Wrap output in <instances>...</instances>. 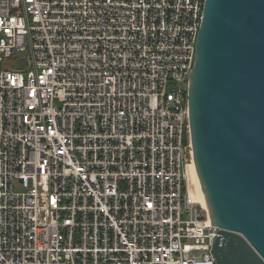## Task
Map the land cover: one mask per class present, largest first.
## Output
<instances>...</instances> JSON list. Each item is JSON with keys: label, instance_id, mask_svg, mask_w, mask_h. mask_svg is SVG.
Wrapping results in <instances>:
<instances>
[{"label": "built area", "instance_id": "obj_1", "mask_svg": "<svg viewBox=\"0 0 264 264\" xmlns=\"http://www.w3.org/2000/svg\"><path fill=\"white\" fill-rule=\"evenodd\" d=\"M205 0H0V264H216L188 79Z\"/></svg>", "mask_w": 264, "mask_h": 264}, {"label": "water", "instance_id": "obj_2", "mask_svg": "<svg viewBox=\"0 0 264 264\" xmlns=\"http://www.w3.org/2000/svg\"><path fill=\"white\" fill-rule=\"evenodd\" d=\"M187 99L215 263L264 264V0L204 1Z\"/></svg>", "mask_w": 264, "mask_h": 264}, {"label": "bare ground", "instance_id": "obj_3", "mask_svg": "<svg viewBox=\"0 0 264 264\" xmlns=\"http://www.w3.org/2000/svg\"><path fill=\"white\" fill-rule=\"evenodd\" d=\"M187 176H188V179H189L191 191L193 192V196L198 195V193H199L200 196H201V200H199V204L203 208L206 209L205 203H204V198H203V195L201 193V189H200V186H199L196 174H195L193 163L188 167Z\"/></svg>", "mask_w": 264, "mask_h": 264}, {"label": "rangeland", "instance_id": "obj_4", "mask_svg": "<svg viewBox=\"0 0 264 264\" xmlns=\"http://www.w3.org/2000/svg\"><path fill=\"white\" fill-rule=\"evenodd\" d=\"M6 64H7V62L2 63V67H0V68H1V69H2V68L4 69V65H6ZM190 168H191V167H190ZM195 196H198V197H197L198 201L201 200V196H200L199 193H198V195H195Z\"/></svg>", "mask_w": 264, "mask_h": 264}]
</instances>
